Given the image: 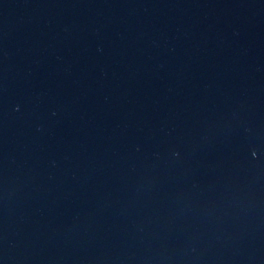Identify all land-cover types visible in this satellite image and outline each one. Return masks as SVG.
Masks as SVG:
<instances>
[{
  "label": "water",
  "instance_id": "95a60500",
  "mask_svg": "<svg viewBox=\"0 0 264 264\" xmlns=\"http://www.w3.org/2000/svg\"><path fill=\"white\" fill-rule=\"evenodd\" d=\"M0 264H264V0H0Z\"/></svg>",
  "mask_w": 264,
  "mask_h": 264
}]
</instances>
